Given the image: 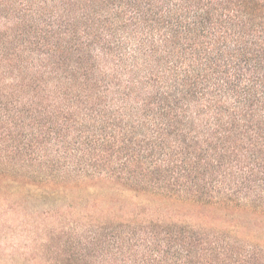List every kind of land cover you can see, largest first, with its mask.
Returning a JSON list of instances; mask_svg holds the SVG:
<instances>
[{
	"label": "trees",
	"instance_id": "1",
	"mask_svg": "<svg viewBox=\"0 0 264 264\" xmlns=\"http://www.w3.org/2000/svg\"><path fill=\"white\" fill-rule=\"evenodd\" d=\"M150 199L264 217V0H0V264H264Z\"/></svg>",
	"mask_w": 264,
	"mask_h": 264
},
{
	"label": "rangeland",
	"instance_id": "2",
	"mask_svg": "<svg viewBox=\"0 0 264 264\" xmlns=\"http://www.w3.org/2000/svg\"><path fill=\"white\" fill-rule=\"evenodd\" d=\"M39 196L41 195H39L38 193L32 194L34 200H37ZM99 196L103 200H106L109 197L107 194H99L98 197ZM55 199L56 198L53 195L48 194L46 196V201L40 202L38 204V207L41 208L40 211L44 210V208L51 209V207H54ZM124 199L127 200V198ZM65 205H67V203H65L64 206ZM149 206L151 210L154 211H159V210L165 211V209H169V211L172 214H178L179 219L183 218L196 224L211 226L212 228H219L221 226L220 221L223 218H225L224 220H226L227 222L231 221L230 223L232 225H234L233 223L237 222L242 226L241 229H239L241 235L251 236L253 240L256 239L259 242H261V244L264 245V217L253 218L251 215H246L242 213L239 214L235 213L233 214V217H229V215L225 216V214L222 213L223 211H215L207 207L200 208L188 202L180 203V201L173 202V201H159L155 199H150ZM229 222L228 224H230ZM2 242L6 243L7 246H20V245H25L27 241L25 238L16 237L13 240L4 238Z\"/></svg>",
	"mask_w": 264,
	"mask_h": 264
}]
</instances>
